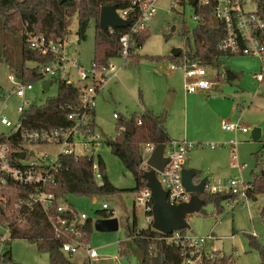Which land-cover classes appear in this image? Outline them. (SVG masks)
I'll use <instances>...</instances> for the list:
<instances>
[{"label":"rangeland","instance_id":"rangeland-1","mask_svg":"<svg viewBox=\"0 0 264 264\" xmlns=\"http://www.w3.org/2000/svg\"><path fill=\"white\" fill-rule=\"evenodd\" d=\"M160 6L162 9L152 21L149 38L137 50L139 61L129 62L121 57L113 59L112 64L118 67V78L96 100L97 133L105 141L97 151V159L100 156L103 160L109 182L124 191L101 197L66 195L59 201L75 214H85L92 223L88 245L73 255H66L75 264H141V252L131 241L129 234L130 227L135 222L138 230L149 227L146 210L135 205V194L132 192L136 186L135 179L121 159L113 153V147L107 144V141L119 138L121 120L138 118L147 110L161 119L172 139L197 145L190 152L186 167L196 170L200 180L207 178L208 182L217 183L241 177L245 183L251 184L255 176L264 172V84L259 86L254 78L261 69L259 61L241 56H222L218 63L204 65L207 79L217 84V88L211 93L213 98H200L199 92L188 98L184 73L181 70H170L173 63L171 53L178 48L184 50L189 43L188 38L193 43L197 24L193 20L190 6L185 8V13L181 16L174 12L168 14V0H162ZM77 30L76 15L69 29L71 43L84 67L89 68L95 59V22L90 23L85 40L79 41ZM4 45L13 67L20 68L23 62L21 35L5 36ZM10 66L6 60H0V121L6 118L17 124L21 118L18 108L22 100L14 95L15 88L10 76H17ZM26 66L34 68L37 65L28 62ZM226 71L233 72L236 79H227ZM43 82H36L34 91L27 93L28 103L35 102L42 106L49 98L58 95L57 83L53 84L49 92H45ZM75 85H78L76 80ZM169 95H174L171 107L165 106ZM115 115L120 117L119 121L114 118ZM237 123L241 128L250 130L249 134L223 130L224 125ZM256 128L262 131V138L259 140L253 138L252 133ZM10 133L11 129L0 122V135L7 136ZM185 133L189 135L188 140ZM231 141L238 142L235 149L237 160H234L230 147L216 150L209 147ZM33 149L40 159L44 157V153L48 154L50 160L56 159L59 153V148L52 145L35 146ZM235 164L246 167L239 171ZM104 204L109 206L114 212L113 218L118 220L119 229L116 232L103 233L95 229V222L106 218L101 213ZM263 207L264 195L250 200L248 205L236 203L233 199L226 200L219 213L212 204H207L200 213L188 217L190 229L187 230V236L196 238L213 234L215 241L207 247L208 253L221 252L233 256L236 264H263ZM1 235L10 239L8 228L0 223ZM120 242L127 244L131 256L120 255ZM87 247L96 249L100 259L89 261L85 251ZM11 250L12 260L4 264H50L49 255L39 252L35 243L15 240L11 242Z\"/></svg>","mask_w":264,"mask_h":264},{"label":"built area","instance_id":"built-area-1","mask_svg":"<svg viewBox=\"0 0 264 264\" xmlns=\"http://www.w3.org/2000/svg\"><path fill=\"white\" fill-rule=\"evenodd\" d=\"M161 1L133 0L130 8L124 10L118 8V16L122 20L130 22V26L126 28L129 29V32L120 37L121 58L129 60L133 36L150 31L153 19L162 9ZM168 3V14L174 12L179 16L185 13L187 6H190L197 27L203 24L205 14L209 10L212 18L219 23L217 29H221L223 34V38L218 44L219 51L230 56L258 60L261 69L254 75V78L259 86L264 83V0H168ZM115 30L110 29L109 32L113 33ZM25 36L26 42L32 50L50 59L46 65L40 66L44 85L48 82H51L52 86L54 83L64 82L67 86L77 88L79 108L74 109L69 115L68 119L71 123L69 127L48 131H30L23 128L20 121L14 124L6 118L1 119V124L11 129V133L7 137L19 134L24 143V148L20 151L28 154L29 157L19 158L14 155V150L8 144H0V187H5L12 182L21 187L33 189L30 195L20 200L16 208L32 209L34 206L41 208L48 215L56 235L67 239V242L62 246V252L66 255H73L87 245L83 242L86 237L83 231L88 217L85 214L77 215L75 213L70 219L54 215L55 196L50 192L49 187L55 183V177L61 168L59 163L61 157L73 156L76 160L80 157L97 159V151L105 144V141L97 133V128L93 127L92 116L96 109L98 96L118 78V67L112 64L111 60L105 66L98 65L93 61L91 67L85 68L79 55L75 52L70 35L64 39L53 40L46 35L25 29ZM188 42L189 47L186 45L183 54L191 46L189 38ZM204 65L200 59L189 60L186 58L179 63H172L170 70H181L184 73L185 90L188 95H191L202 91L208 92L212 89L214 83L207 79ZM10 80L15 88L14 95L22 100V104L18 108V113L21 116L28 107L35 103L26 101L27 93L33 92L35 87L34 84L24 83L14 76H10ZM75 80L78 85H75ZM114 118L118 119V116L115 115ZM141 124L142 121L139 120L138 125ZM223 129L234 133L237 131L248 132V129L241 128L239 123L226 124ZM49 145L59 148L57 158L50 160L47 153H44L43 158H38L33 147ZM237 145V141H231L224 145H210L209 147L212 150L230 147L233 150L234 160H237L235 151ZM156 147L157 145L151 143L144 146L142 168L145 172L150 170L147 163ZM195 147L197 145L186 141L172 140L165 144L164 157L169 159V163L163 172L157 171V178L167 192L168 201L173 206L189 203L192 199L193 194L187 192L184 187L182 173L186 169L189 154ZM245 167V165L235 164V168L239 171ZM93 170L98 184L103 185L96 162ZM251 189L252 184L245 183L241 177H234L225 182H208L205 194L227 196L234 198L236 203L248 205ZM135 205L146 210L147 222L153 224L152 193L146 186L135 193ZM68 210L70 209L59 203L58 213L63 214ZM103 210L114 214L106 204L103 205ZM82 226H84L83 229ZM167 240L184 250L183 264H198L203 253L207 252V247L215 241V236L211 234L206 237L192 238L181 234V231H176L167 236ZM7 241L5 236H0V264H4ZM85 251L89 261L100 259L96 249L87 247Z\"/></svg>","mask_w":264,"mask_h":264},{"label":"trees","instance_id":"trees-1","mask_svg":"<svg viewBox=\"0 0 264 264\" xmlns=\"http://www.w3.org/2000/svg\"><path fill=\"white\" fill-rule=\"evenodd\" d=\"M133 0H70L59 5L57 0H0V60H6L11 64V70L15 71L19 80L27 84H35L43 81L40 66L46 65L50 59L32 50L26 42L25 29L37 34L46 35L49 39H64L70 35L73 18L78 16L77 35L79 41L87 38V31L91 22H95V59L98 65L105 66L111 60L121 57L122 46L120 37L129 32V29H116L113 33H105L99 26L101 9L104 6L117 5L119 9L130 8ZM150 32L137 34L131 39L129 62L138 59L137 50L141 49ZM7 35H21L22 44V66L15 69L10 62L6 52L4 38ZM221 29L213 26V18L207 10L203 24L194 31V40L189 50L179 57H172L173 63H179L186 58L189 60H202L205 65H213L219 62L222 56H230L219 51L218 44L222 40ZM168 39V36H166ZM132 57V60L130 58ZM33 62L37 66L28 68L26 64ZM229 80L236 79L231 71L225 72ZM44 83V82H43ZM79 108V91L75 87L67 86L64 82L58 84V95L49 98L45 105L38 106L33 103L28 107L20 118L22 127L30 131L51 130L71 125L68 117L74 109ZM92 125L96 127L95 111L92 116ZM120 120V117L117 119ZM141 120L142 124L138 125ZM135 127L133 135L125 133L127 120H121L118 128L119 138L116 141H107L113 147L116 154L124 164L125 168L133 175L136 186L132 192L137 193L146 186L144 179L145 170L142 168V147L146 144L157 145L159 141L166 143L172 141L159 117L144 110L140 117L129 120ZM0 144H8L14 150V155L19 158L29 157L23 150V141L19 134L7 137L0 135ZM80 157L76 160L73 156H63L59 159L61 168L55 177V183L49 187L55 196L53 213L70 219L74 212L68 210L66 213H58L59 201L66 195L78 197H101L122 192L108 180L105 173L103 160ZM98 164L102 176L103 185H99L95 178L93 166ZM249 191L250 200H256L258 196L264 195V176H255ZM33 189L21 187L10 182L5 187H0V223L9 229L10 239L7 241V249L4 263L12 260L11 242L15 240H26L35 243L41 253L49 255L50 264H75L62 252V246L67 242L66 238L58 237L49 221L48 215L39 207L32 209L26 207L16 208L22 198L32 193ZM224 196L203 194L201 198L207 204H212L217 212H221ZM233 199L234 198H230ZM229 200V199H228ZM106 218H113V213L103 210L101 212ZM264 219V207L261 210ZM91 220L88 219L84 231L86 237L83 242L88 245L91 232ZM181 234L187 235V230ZM129 238L141 252V264H183L185 253L179 246L169 243L167 236L155 231L152 224L147 229L138 230L136 222L130 227ZM120 255L131 256L125 242H120ZM89 264V263H85ZM198 264H236L233 256L214 252L203 253ZM264 264V261H263Z\"/></svg>","mask_w":264,"mask_h":264},{"label":"water","instance_id":"water-1","mask_svg":"<svg viewBox=\"0 0 264 264\" xmlns=\"http://www.w3.org/2000/svg\"><path fill=\"white\" fill-rule=\"evenodd\" d=\"M68 1L70 0H57L59 5H63ZM117 10V5L102 7L99 26L103 32L108 33L110 29H126L130 26V22L124 21L118 16ZM213 24L215 28L219 27V23L216 19H213ZM172 30L175 31V28ZM182 52L183 49H174L171 56L177 58ZM51 86V82H48L43 86V90L49 92ZM173 99L174 95H169L165 106L171 107ZM125 133L130 135L135 133V127L131 121L126 122ZM252 134L255 140L261 138V130L259 128L254 129ZM165 144V140H161L157 144V147L148 160L147 164L150 167V170L144 173V179L146 180V187L152 193V228L161 234L169 236L176 231L190 229L187 220L188 217L200 213L202 208L206 205V201L203 200L201 196L205 194L208 179L205 178L201 181H197L198 173L196 170L184 169L182 173L183 184L186 191L193 194L192 199L189 203H183L178 206L171 205L168 201L167 192L163 189L157 178V171L163 172L164 168L169 163V159L164 157ZM262 175L264 176V172ZM228 199H230V197H223L224 201ZM81 228L83 229L84 226ZM95 229L103 233L116 232L119 229L118 220L114 218L99 219L95 222Z\"/></svg>","mask_w":264,"mask_h":264},{"label":"crops","instance_id":"crops-1","mask_svg":"<svg viewBox=\"0 0 264 264\" xmlns=\"http://www.w3.org/2000/svg\"><path fill=\"white\" fill-rule=\"evenodd\" d=\"M216 63H218V62H216ZM219 84V83H218ZM264 84V83H263ZM262 84V85H263ZM259 85V84H258ZM262 85H260V86H262ZM215 88H217V84H213V86H212V89L210 90V91H208V92H199V97L200 98H206L207 97V99L209 100V99H212L213 98V94H211L212 92H213V90H215ZM188 95V94H187ZM192 95H194V94H192ZM192 95H188V98H190V96H192ZM188 98H187V101H188ZM192 98V97H191ZM149 112V111H148ZM224 130V129H223ZM225 131V130H224ZM225 132H228V131H225ZM249 132H250V130H248V132L247 133H242L243 135H247V134H249ZM229 133H231V132H229ZM169 135V134H168ZM169 138L171 139V140H174V139H172L170 136H169ZM185 138L188 140L189 139V135H188V133L186 134L185 133ZM261 138H262V131H261ZM174 141H178V140H174ZM216 150V149H215ZM232 152H233V150H232ZM188 162H189V160H188ZM188 162H187V164H186V166L188 165ZM190 165V164H189ZM186 169H191V168H188V167H186ZM197 181H201L199 178H198V176H197V179H196ZM86 263V262H85ZM84 263V264H85Z\"/></svg>","mask_w":264,"mask_h":264}]
</instances>
